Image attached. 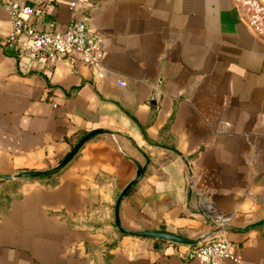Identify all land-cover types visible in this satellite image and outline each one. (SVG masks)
I'll return each instance as SVG.
<instances>
[{
    "label": "crops",
    "instance_id": "crops-1",
    "mask_svg": "<svg viewBox=\"0 0 264 264\" xmlns=\"http://www.w3.org/2000/svg\"><path fill=\"white\" fill-rule=\"evenodd\" d=\"M0 0V264H211L188 244L124 226L225 237L264 264V0H49L30 22L84 19L105 75L68 56L34 57L4 38ZM124 82L120 84L119 82ZM57 173L15 177L57 164ZM227 216L218 226L208 216Z\"/></svg>",
    "mask_w": 264,
    "mask_h": 264
},
{
    "label": "built area",
    "instance_id": "built-area-1",
    "mask_svg": "<svg viewBox=\"0 0 264 264\" xmlns=\"http://www.w3.org/2000/svg\"><path fill=\"white\" fill-rule=\"evenodd\" d=\"M80 0H68L73 9ZM49 0H36L32 4L13 2L5 4L11 19V28L4 38V43L19 44V49L34 57L68 56L81 60L94 67L95 75L103 77L105 70L97 55V44L100 38L88 29L84 19H71L63 30L55 28L54 21H48L46 29H39L30 22L34 16L40 15ZM124 84V82H119ZM208 216L216 225L221 226L227 221V216L215 210L209 211ZM189 257H202L211 264H222L227 258H233L232 245L225 237H209L188 245Z\"/></svg>",
    "mask_w": 264,
    "mask_h": 264
},
{
    "label": "water",
    "instance_id": "water-1",
    "mask_svg": "<svg viewBox=\"0 0 264 264\" xmlns=\"http://www.w3.org/2000/svg\"><path fill=\"white\" fill-rule=\"evenodd\" d=\"M109 130L107 129H94L91 130L85 134H83L77 142L72 146L71 150L54 166L43 169V170H24L17 174H15V177H47L50 175H53L57 172H59L73 157L74 155L79 151L81 146L90 138L95 137L99 134L108 133ZM137 166V170L135 173V176L130 180V182L123 188V190L120 192V194L117 197V200L115 202L114 206V221L117 226V228L127 234H133L138 236H144V237H151V238H159L162 240L175 242V243H181V244H188V245H195L198 242L197 238H191L187 236H182L174 233H170L163 230H136L131 229L123 225L121 221V215H120V207L123 199L128 195V193L131 191V189L134 187V185L140 180V178L143 175L144 168L138 163L135 162ZM0 177L5 179H11V175H1ZM264 224V219L260 220L258 222H255L253 224L248 225L245 229H250L253 227H257Z\"/></svg>",
    "mask_w": 264,
    "mask_h": 264
},
{
    "label": "trees",
    "instance_id": "trees-1",
    "mask_svg": "<svg viewBox=\"0 0 264 264\" xmlns=\"http://www.w3.org/2000/svg\"><path fill=\"white\" fill-rule=\"evenodd\" d=\"M60 161V160H59Z\"/></svg>",
    "mask_w": 264,
    "mask_h": 264
}]
</instances>
